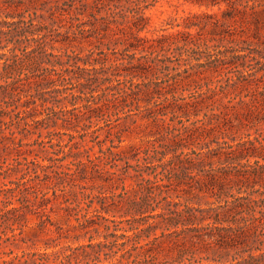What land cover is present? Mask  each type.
<instances>
[{
	"label": "trees",
	"instance_id": "trees-1",
	"mask_svg": "<svg viewBox=\"0 0 264 264\" xmlns=\"http://www.w3.org/2000/svg\"><path fill=\"white\" fill-rule=\"evenodd\" d=\"M159 1L0 0L7 239L33 240L28 214L47 234L50 204L78 221L57 238L73 243L45 239L55 249L21 264H264V26L245 19L258 4L186 0L221 13L152 28ZM22 159L37 167L11 178Z\"/></svg>",
	"mask_w": 264,
	"mask_h": 264
},
{
	"label": "rangeland",
	"instance_id": "rangeland-1",
	"mask_svg": "<svg viewBox=\"0 0 264 264\" xmlns=\"http://www.w3.org/2000/svg\"><path fill=\"white\" fill-rule=\"evenodd\" d=\"M175 2L177 0H174ZM181 3L179 4L178 7L172 6L168 0H160L156 6H154L152 9L148 10V13L152 15V28H160V27H168L171 26L167 22H173V19L171 17L174 16H182L185 15L191 11H201V10H210L211 12H218L221 13V9L219 6H213L210 8H207L206 6L200 7L197 4L190 3L186 0H180ZM258 4L255 9L254 13H252L251 9L248 11V13L245 15V19L249 20L251 23L255 18H258L260 21V25L264 26V0H250V4L253 3ZM222 8L226 7V4L224 3ZM221 15V14H220ZM254 23V22H253ZM252 23V24H253ZM263 36H264V29L262 30ZM244 37L248 39H254L253 36L251 35V32L249 31L248 34H245ZM233 67V66H232ZM235 70L236 68H232ZM76 87L74 84L69 83L66 88H65V93H71L73 90H75ZM97 90L100 89L99 87L96 88ZM46 95L49 98H54L53 92L47 91ZM90 100H94V96L90 93L87 94ZM53 100V99H52ZM68 100H72V97L70 96ZM66 100V102H69ZM70 105V102L68 103ZM71 106V105H70ZM94 121H97L96 118H94ZM51 130H56V131H65L66 129L60 126L57 127H51ZM47 135V129L44 130L42 138ZM39 135L37 133L33 134L30 138V140H34L38 138ZM64 138H67V135H63ZM139 138H135L134 140L137 141ZM32 157V155H30ZM11 162V158L9 159ZM21 164H19L18 167H20V171L14 172L11 178L16 179L19 176H29L30 173L28 172V166L31 168V172L33 168H36L37 166L33 162H27V160L22 159ZM10 179L5 180L8 182ZM0 186L2 188L4 187V182L0 181ZM95 193H97V190H95ZM4 191H0V198L4 199ZM3 202H0V264H21V260L26 259L28 257H33V258H41L39 253L51 251L55 249V247H47L45 244L44 240L48 239L50 242H59L60 244H66V243H73L72 241H67L66 239H57L59 237L60 233H70L74 234V230L67 231L71 226L75 225L78 223L77 221V216L71 215L67 216L66 211L59 205L61 204H50V206L54 207L53 212H50L51 214V220L54 222L53 225L49 223L48 227L49 232L47 234L39 235V228L37 227V222H39V217L35 216L33 214H28L25 219V231L27 234H30V236L33 238V240H30L28 244L25 243H20L16 245L15 242H13L8 238V235L11 234V229L9 227V223L5 220V216H1V208L3 207ZM83 208H88L90 210L95 209V207H99V202L97 199L94 201L92 204V207L90 206L89 200H84L82 202ZM103 214L105 216H109L107 213ZM98 219V218H96ZM100 221L104 222L103 219ZM35 226L36 230L31 231V227ZM62 227V229L59 228ZM101 232L104 233L105 230L103 226L100 228ZM67 231V232H66ZM60 232V233H59ZM8 233V235L6 234ZM35 234L38 236L35 237ZM97 240V239H96ZM88 239H81V242H87ZM74 244H77V242H74ZM11 257H14L13 260H10L9 263L3 262L4 258L10 259ZM39 264V263H38ZM43 264V263H42Z\"/></svg>",
	"mask_w": 264,
	"mask_h": 264
}]
</instances>
